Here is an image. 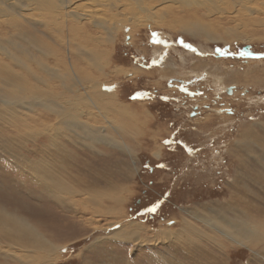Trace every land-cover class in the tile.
<instances>
[{
    "label": "rangeland",
    "instance_id": "1",
    "mask_svg": "<svg viewBox=\"0 0 264 264\" xmlns=\"http://www.w3.org/2000/svg\"><path fill=\"white\" fill-rule=\"evenodd\" d=\"M254 17L262 18L254 15L246 19ZM260 20L256 19L251 24L247 22L248 20H242L245 26L242 30L248 36L255 33L251 32L255 28L264 31V25L261 26ZM218 22L220 26L215 28L213 33L220 37L219 39H228L230 34L224 31L225 26L222 25L224 21ZM22 23L24 26L21 27L27 32L21 28L18 30L14 36L18 43H21L20 39H26L28 34L37 43L44 44L49 41L48 37L40 32L41 30L48 32L44 23L34 25L26 24V21ZM5 25L0 28V56L4 57L7 53L16 58L21 54L14 52L17 45L9 43L11 34ZM166 28L147 25L140 29L137 32L138 36L136 33L134 35L138 38L136 45L138 50L133 44H128L131 38L126 36L125 30L131 33L132 26L126 25L123 31L121 29L115 31L114 47L109 45V49H113L110 67L101 59L97 68L84 67L81 71L93 79L92 84L105 85L102 90L106 93L108 90L114 92V103L127 110V114L122 116L117 113L115 107H107L104 114L120 122L125 129L120 135L108 132L114 141L126 145L129 153L119 152L114 145L106 147L103 144L96 145L97 143L92 144V149L75 147L73 144L66 147L67 151L70 150L71 156L73 154L77 156V167L85 166L86 161L91 162L94 157L102 159L106 155L113 159L112 166L116 165L117 159L129 166L135 162L138 174L132 179L118 180L119 175H116L113 180L117 179L124 187L123 195L126 201L123 224L138 226L139 237L136 241L129 239L111 241V231L99 230L92 236L87 226L85 234L78 236V239L73 234H63L61 237L57 234L56 242L65 241L66 247L58 252L59 256L54 264H264L261 261L257 262V259L251 257L244 248H239L235 252L219 248L214 253L208 252L206 250L208 248L189 250L188 244L192 245L197 237H191L189 240L185 233L190 228L183 227L191 222L195 224L193 228L198 234L204 231L202 235L206 232L208 239L212 236L218 237L217 231L202 226L196 219H190L188 216H191L192 212H198L204 216L209 214V218L214 214L219 217L218 212L227 210L231 203L236 205L237 209L240 200L244 209L240 212L235 209L237 218H250L255 224L252 232L264 233V84H258L261 81L264 83V44L238 41L229 44L220 43L221 41L205 43L181 34L173 23ZM28 46L30 50L27 53L35 55L36 48L31 44L26 47ZM206 59L215 62L228 61L240 67L249 65L260 69L256 70L255 74L252 72L248 76L231 79L227 82L229 84H226L227 89L222 90V86L217 89L218 86L214 85L216 79L207 82L201 77L204 69L214 72L216 68L215 64L209 63L211 61L206 62L209 63L207 67L203 66L200 60ZM84 62L87 61L80 56L73 59L76 66L85 65ZM163 64L173 70V73H169L168 79H162L159 67ZM94 65L97 64L91 66ZM192 66L195 68L199 66V69L194 72ZM224 66L228 71L231 68L226 64ZM3 71L5 73V70ZM191 73L194 75H188ZM71 84L72 82L70 86ZM68 88L66 93L70 94V87ZM217 96L221 100H218ZM202 104H206L207 107ZM4 106L0 103V112L4 113L0 114V140L5 141L8 137L6 141L16 142V137H12L13 133L10 132L9 137L5 132L8 127L2 125L6 120L11 121L8 114H5L7 108ZM218 108L225 110L224 116L215 114ZM94 113L92 118L94 122H90L92 124L90 129L93 132L96 130L93 126L99 127L104 121L99 113L96 111ZM210 113L209 122H200L199 119L202 120L205 114ZM248 126L250 132L243 138L241 130ZM78 134L82 142L88 143L83 133ZM1 135L4 139H1ZM36 138L34 142L27 141L26 144L29 143L27 148L17 151L19 157L17 155L15 158L12 157L14 153L5 147L0 148V205L3 204L6 209L13 207L18 211V214L15 212L18 216L19 212L25 214L29 207H32L29 212L34 214L33 218L21 217L35 223L37 228H44L47 231L58 228L60 231L62 224L76 225L78 220L66 218L70 215L69 217L78 219L75 215L78 212H75L73 207L59 205L56 199L51 197L52 193L46 187L47 184H52L50 181L38 180L39 176L35 172L33 174L38 179L28 174L34 170L31 169L32 166L25 168L23 164H29L31 159L38 158L41 154L40 147L47 144L40 137ZM257 139L262 140L260 146ZM104 140L109 142L107 139ZM64 141L66 142V139ZM159 147L162 150L160 158L156 159L153 154ZM97 150L102 151V154L93 153ZM80 158L85 159V163L79 161ZM106 159L108 161V158ZM93 165L99 168V171L103 170L100 163L94 162ZM76 170L69 166L57 168L56 171L68 185L75 186L76 183L69 176ZM255 177L259 180L251 181ZM233 179H237L241 190L233 187L231 182ZM223 213L233 218L228 212ZM103 224L100 222V225ZM165 230L171 231L174 235L170 239L159 238V233ZM176 234L179 241L173 238ZM183 238H187L184 241L187 245H180L179 242ZM199 240L207 246L212 245L211 241ZM220 244L224 245L222 242ZM6 249L0 245V264H21L17 262L15 256H10L9 251L5 253Z\"/></svg>",
    "mask_w": 264,
    "mask_h": 264
},
{
    "label": "bare ground",
    "instance_id": "2",
    "mask_svg": "<svg viewBox=\"0 0 264 264\" xmlns=\"http://www.w3.org/2000/svg\"><path fill=\"white\" fill-rule=\"evenodd\" d=\"M21 1L0 0V28L6 24L5 26L8 27L11 34L9 43L17 45V50L14 52L21 54L16 58H12L7 53L4 57L0 56V103L7 108L5 114H8V118L11 120L2 123L8 127V130L1 131H5L9 137H11V132L13 133L12 137H16V142L12 140V143L6 141L8 137L5 141L0 140V148H7L14 153L12 157L15 158V155L19 157L17 151L28 147L27 141L32 140L34 142L35 137H40L46 142L47 144L40 147L41 154L39 153L38 158L31 159L29 164L23 165L25 168L32 166L31 169L34 171L32 173L27 172L29 175H33L34 179H38L33 174L35 172L39 176L38 180L52 183L46 185L52 193L51 197L53 196L59 205L73 207L74 211L78 212L75 214L78 219L69 217L70 215H67L66 219L78 220V222L76 225L71 224L70 226L66 223L62 224L60 231L58 228L47 231L44 228H37L35 223L21 217L31 216L33 218L34 214L29 212L32 207H29L25 214L19 212L18 216V211L13 207L6 209L1 204L0 245L2 244L3 248H7L5 253L9 251L11 255L10 253L8 255L15 256L17 262L21 264H54L59 256L58 252L66 247L65 241L57 243L56 239L63 234H73L76 238L82 236L85 234L86 226L91 231L92 234L90 235L92 236L99 230L111 231V241H123L124 239L136 241L139 237V227L134 224L128 226L123 224L126 201L123 195L124 187L121 182H117V179L113 180L116 175H119L118 180L132 179L138 174L135 162L129 166V164L117 159L116 165L112 166L113 159L106 155L102 159L94 157L91 162L80 158L79 161L82 163L86 161V164L83 167H77V156H74L73 153L71 156L70 150H66V147L68 145L71 147L72 144L75 147L83 146L86 149H92V144L97 143L96 145L103 144L106 147L114 145L119 152L129 153L128 147L123 143L114 141L108 132L112 131L120 135V132H124L125 129L120 122L114 121L109 115L104 114L107 112V107H115L117 113L122 116L127 114V110H123L122 107L114 103V92L108 90L106 93L102 90L105 85L102 83L92 84L93 79L88 78L81 71L84 67L97 68L100 66L98 63L101 59L105 62L104 64L110 67L113 60V49L110 50L109 48L110 46L114 47L116 42L114 33L120 29L123 31L126 25L132 26L131 33L129 30H125L126 36L131 38L128 44H133L136 49L138 48L136 46L138 38L134 35L136 33L138 36L137 32L140 29H144L147 25L167 29L166 27H169L171 23L178 28V32L181 34L202 40L205 43L221 41L220 43L229 44L238 41L264 44L263 29L257 30L254 26L255 29L251 32L255 33L248 36L242 30L245 27L244 22H241L248 20L247 22L251 24V22L254 23V20L261 19V26H263L264 0H23L22 4ZM254 15L262 16V18L246 19ZM219 20L224 21L222 23L225 26L224 31L230 34L228 39H219L220 37L218 38L213 33L214 29L220 26ZM23 21L30 25L44 23L48 32L43 30L40 32L48 37L49 41L40 44L28 34L26 39H20L21 43H18L17 39L14 38L18 30L21 28L27 32L25 28L21 27L24 26ZM28 44L36 48L35 55L27 53L30 50L29 46L26 47ZM79 56L87 61L84 62L85 65L76 66L73 63V59ZM201 61L205 67L209 63L216 65L215 73L206 68L201 77L205 81L216 79L214 85L218 86L217 89L222 86V90L227 89L226 84H229L227 82H230L231 79L245 77L252 72L255 74V71L260 69L249 65L240 67L228 61L215 62L209 59ZM207 61L211 62L206 64ZM94 63L97 65L91 66ZM225 64L231 67L229 71L225 69ZM198 69L199 66L196 68L192 66V71L195 72ZM245 69H247L246 72ZM159 70L162 79H168L169 73H173V70H170V67L165 66V64L160 66ZM145 74L151 75V73ZM192 74L194 75V73L188 75L191 76ZM197 77L199 76L197 75ZM258 84L263 85L264 83L261 81ZM68 87H70V94L66 93ZM60 90L62 91L60 92ZM216 98L221 100L219 96ZM248 98L247 100H249ZM202 106L207 107L206 104H202ZM217 110L218 112L215 111L216 115H225V110L219 108ZM94 111L99 113L104 120L103 125L101 123L99 127L93 126L96 129L95 132L90 129L92 125L90 122H94V119L92 120ZM2 112L0 114H4ZM210 115L211 113L203 115L204 118L199 119L200 122H209L211 120ZM249 128L248 126L241 130L243 138L250 132ZM78 133H83L84 138L87 137L88 143L82 142ZM1 139H4L2 135ZM102 140L104 143H100ZM260 142L262 140L257 139L259 146L261 145ZM158 149L159 153L157 151L153 154L156 159L160 158L162 148L159 147ZM101 152L97 150L93 153L102 154ZM129 155L131 156V154ZM92 162L103 165L101 166L103 170L99 171V168L93 167ZM69 166L77 169L76 172L68 175L76 183L75 186L68 185L56 171L57 168ZM257 180L259 178L251 179V181ZM231 182L234 188L241 190V185H238L237 179H233ZM62 200L65 203L62 204ZM241 204L242 202L238 200L236 209V205L231 203L227 210L218 212L219 217L214 214L209 218V214L204 216L198 212H192L191 216H188L190 219H196L202 226L217 231L219 236H212L211 239H208L206 232L202 235L204 231H200L198 234V231L193 228L195 224L190 222L183 226L187 229L190 228L185 233L186 237L189 240L191 237L197 238L192 245L188 244L189 250L208 248L210 249H206L208 252L214 253L219 248L234 252L239 248H244L251 254V257L257 259V262L264 263V254H262L264 251V233L252 232L255 224L250 218H237L238 215L234 211L235 209L237 212L243 211L244 208L241 207ZM181 210L186 213L185 210ZM223 212H228L229 215H233V218H229ZM214 217L217 218L214 219ZM84 218L86 220H82ZM100 222L104 224L100 225ZM57 234L60 236L57 237ZM173 235L171 231L165 230V232L159 233L158 237L170 239ZM175 236L173 238L179 241L177 234ZM187 238H183L179 242L180 245H187L184 242ZM199 239L211 241L212 245L207 246Z\"/></svg>",
    "mask_w": 264,
    "mask_h": 264
},
{
    "label": "snow or ice",
    "instance_id": "3",
    "mask_svg": "<svg viewBox=\"0 0 264 264\" xmlns=\"http://www.w3.org/2000/svg\"><path fill=\"white\" fill-rule=\"evenodd\" d=\"M155 209H152V211H154Z\"/></svg>",
    "mask_w": 264,
    "mask_h": 264
}]
</instances>
